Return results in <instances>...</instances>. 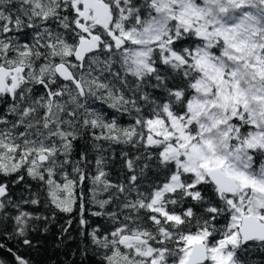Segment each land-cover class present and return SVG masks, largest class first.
I'll return each mask as SVG.
<instances>
[{
	"label": "snow or ice",
	"instance_id": "snow-or-ice-1",
	"mask_svg": "<svg viewBox=\"0 0 264 264\" xmlns=\"http://www.w3.org/2000/svg\"><path fill=\"white\" fill-rule=\"evenodd\" d=\"M0 105L7 239L76 212L100 264L264 250V0H0ZM105 143L134 149L115 181Z\"/></svg>",
	"mask_w": 264,
	"mask_h": 264
},
{
	"label": "trees",
	"instance_id": "trees-1",
	"mask_svg": "<svg viewBox=\"0 0 264 264\" xmlns=\"http://www.w3.org/2000/svg\"><path fill=\"white\" fill-rule=\"evenodd\" d=\"M97 110L103 111L106 106L99 102L93 105ZM4 108L0 105V111ZM110 111V110H109ZM130 118L124 117L122 123H128ZM84 142H79L78 147L83 148ZM106 151L105 155L109 156L108 170L110 172V178L112 180L120 179L121 172V152L129 151L134 152L131 146L124 145H112L109 146L105 143ZM94 155V154H92ZM35 184V182H32ZM87 192V189H86ZM19 195V193H17ZM28 211L34 212L36 215L48 216L51 214L53 209L49 206L41 204L39 206H26ZM86 218L89 219L91 226L107 225V221L103 218L90 216L87 212L85 213ZM72 219V227L69 229L68 234L62 236L61 227L65 224V221ZM78 215L76 212L72 213L71 216L64 213L56 212V219L48 224V231L44 232L42 228L44 225L37 222L40 230L33 232L31 238L33 240V246L31 248L19 245L15 240H9L3 235L6 228L8 232H11L13 226L10 222L5 221L3 227H0V241H3L7 247L13 248V250L19 249L20 254L27 256L32 264H100V256L94 254L89 247L86 255H82L86 245L90 244L88 237L80 234V228L78 225ZM91 227L89 228V231ZM0 259L6 261V264H14V258L9 254L6 249H0ZM251 264H264V250L253 249L250 257Z\"/></svg>",
	"mask_w": 264,
	"mask_h": 264
}]
</instances>
